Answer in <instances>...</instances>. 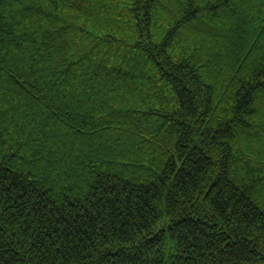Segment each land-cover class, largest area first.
I'll return each instance as SVG.
<instances>
[{"label":"trees","instance_id":"16d2710c","mask_svg":"<svg viewBox=\"0 0 264 264\" xmlns=\"http://www.w3.org/2000/svg\"><path fill=\"white\" fill-rule=\"evenodd\" d=\"M0 264H264V0H0Z\"/></svg>","mask_w":264,"mask_h":264}]
</instances>
